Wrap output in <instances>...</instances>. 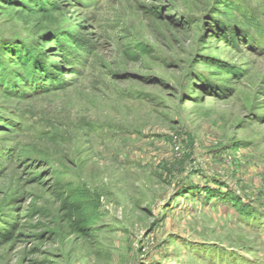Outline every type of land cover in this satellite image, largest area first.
Masks as SVG:
<instances>
[{"label": "rangeland", "instance_id": "1", "mask_svg": "<svg viewBox=\"0 0 264 264\" xmlns=\"http://www.w3.org/2000/svg\"><path fill=\"white\" fill-rule=\"evenodd\" d=\"M0 264H264V0H0Z\"/></svg>", "mask_w": 264, "mask_h": 264}, {"label": "trees", "instance_id": "2", "mask_svg": "<svg viewBox=\"0 0 264 264\" xmlns=\"http://www.w3.org/2000/svg\"><path fill=\"white\" fill-rule=\"evenodd\" d=\"M46 74V73H45ZM44 75V73H42V72H40L39 74H38V77H39V87H41V86H45V85H48V82H49V79L47 78V76H43ZM83 222L84 223H87L88 221L87 220H83Z\"/></svg>", "mask_w": 264, "mask_h": 264}]
</instances>
